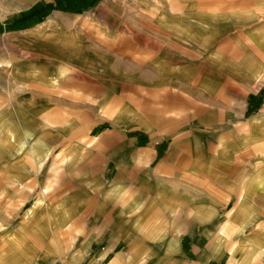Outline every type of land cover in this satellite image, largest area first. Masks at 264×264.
<instances>
[{"label": "rangeland", "instance_id": "374dc122", "mask_svg": "<svg viewBox=\"0 0 264 264\" xmlns=\"http://www.w3.org/2000/svg\"><path fill=\"white\" fill-rule=\"evenodd\" d=\"M248 1L261 9L243 28L192 32L182 0H0V204L15 225L40 196L74 212L123 195L149 134L264 150V0Z\"/></svg>", "mask_w": 264, "mask_h": 264}, {"label": "crops", "instance_id": "0c3cea01", "mask_svg": "<svg viewBox=\"0 0 264 264\" xmlns=\"http://www.w3.org/2000/svg\"><path fill=\"white\" fill-rule=\"evenodd\" d=\"M182 1L189 26L182 30L192 32L237 30L253 16L251 6L261 9L248 0H211L208 9ZM165 140L149 134L132 149L141 170L132 171L123 195L116 187V199L71 212L40 196L24 216L17 211L16 225L0 204V264H264L262 145L223 154L219 142L206 145L188 129Z\"/></svg>", "mask_w": 264, "mask_h": 264}]
</instances>
